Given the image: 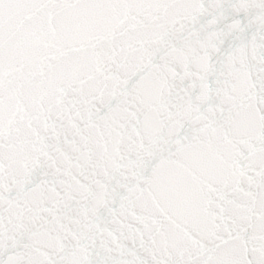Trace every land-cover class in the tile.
Listing matches in <instances>:
<instances>
[{"label":"snow or ice","instance_id":"1","mask_svg":"<svg viewBox=\"0 0 264 264\" xmlns=\"http://www.w3.org/2000/svg\"><path fill=\"white\" fill-rule=\"evenodd\" d=\"M0 264H264V0H0Z\"/></svg>","mask_w":264,"mask_h":264}]
</instances>
